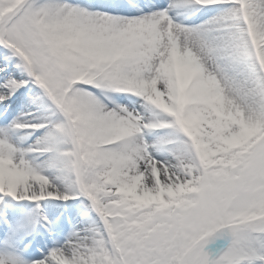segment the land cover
Here are the masks:
<instances>
[{
    "label": "snow or ice",
    "instance_id": "snow-or-ice-1",
    "mask_svg": "<svg viewBox=\"0 0 264 264\" xmlns=\"http://www.w3.org/2000/svg\"><path fill=\"white\" fill-rule=\"evenodd\" d=\"M0 264H264V0H0Z\"/></svg>",
    "mask_w": 264,
    "mask_h": 264
}]
</instances>
